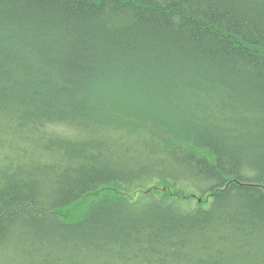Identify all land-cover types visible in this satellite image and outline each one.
I'll use <instances>...</instances> for the list:
<instances>
[{
	"label": "trees",
	"instance_id": "obj_1",
	"mask_svg": "<svg viewBox=\"0 0 264 264\" xmlns=\"http://www.w3.org/2000/svg\"><path fill=\"white\" fill-rule=\"evenodd\" d=\"M7 148L0 264H264V0H0Z\"/></svg>",
	"mask_w": 264,
	"mask_h": 264
},
{
	"label": "bare ground",
	"instance_id": "obj_2",
	"mask_svg": "<svg viewBox=\"0 0 264 264\" xmlns=\"http://www.w3.org/2000/svg\"><path fill=\"white\" fill-rule=\"evenodd\" d=\"M32 150L26 149V151H19V154H17L14 150L11 148L7 149H0V170L5 168L7 164L15 165L16 163H23L24 160L21 157H24L25 154H30ZM40 262L39 260H31ZM56 260H50V263H53ZM38 264V263H37Z\"/></svg>",
	"mask_w": 264,
	"mask_h": 264
},
{
	"label": "rangeland",
	"instance_id": "obj_3",
	"mask_svg": "<svg viewBox=\"0 0 264 264\" xmlns=\"http://www.w3.org/2000/svg\"><path fill=\"white\" fill-rule=\"evenodd\" d=\"M0 157H1V155H0Z\"/></svg>",
	"mask_w": 264,
	"mask_h": 264
}]
</instances>
